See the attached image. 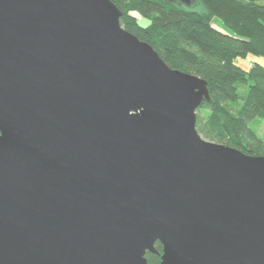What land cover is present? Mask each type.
<instances>
[{"label": "water", "instance_id": "obj_1", "mask_svg": "<svg viewBox=\"0 0 264 264\" xmlns=\"http://www.w3.org/2000/svg\"><path fill=\"white\" fill-rule=\"evenodd\" d=\"M121 15L0 0V264H264V156L204 139L207 83Z\"/></svg>", "mask_w": 264, "mask_h": 264}, {"label": "trees", "instance_id": "obj_2", "mask_svg": "<svg viewBox=\"0 0 264 264\" xmlns=\"http://www.w3.org/2000/svg\"><path fill=\"white\" fill-rule=\"evenodd\" d=\"M110 1L121 11L126 31L148 43L170 68L207 83L210 100L196 111L197 132L264 156V138L257 133L264 119V66L237 64L247 55L264 59V0H198L191 8L165 0ZM155 248L162 252L158 242ZM145 257L148 264L160 262L159 255Z\"/></svg>", "mask_w": 264, "mask_h": 264}, {"label": "rangeland", "instance_id": "obj_3", "mask_svg": "<svg viewBox=\"0 0 264 264\" xmlns=\"http://www.w3.org/2000/svg\"><path fill=\"white\" fill-rule=\"evenodd\" d=\"M131 15L137 16L138 14L136 12H131ZM216 22H219V21L216 20ZM140 23L143 25L145 24V21L144 22L140 21ZM213 27L215 28L216 26L213 25ZM253 63H260L261 65L264 66V59L258 56H254V55H247L245 58L239 59L237 61V64L243 67L244 69H249ZM259 120L261 121V123L257 127V133L259 137L264 138V119H259Z\"/></svg>", "mask_w": 264, "mask_h": 264}]
</instances>
